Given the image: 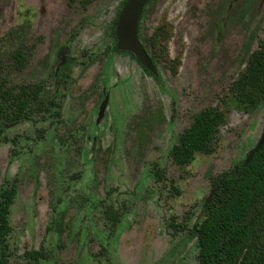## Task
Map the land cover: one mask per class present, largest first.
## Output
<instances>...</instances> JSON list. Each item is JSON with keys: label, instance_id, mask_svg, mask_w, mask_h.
I'll return each mask as SVG.
<instances>
[{"label": "rangeland", "instance_id": "1", "mask_svg": "<svg viewBox=\"0 0 264 264\" xmlns=\"http://www.w3.org/2000/svg\"><path fill=\"white\" fill-rule=\"evenodd\" d=\"M123 1L0 0L2 77L15 90L43 88L42 108L1 136L0 187L18 182L11 264H28L25 252L41 247L42 264H199L190 231L205 218L211 181L262 135L264 105L238 103L230 87L264 40L263 0H153L140 40L161 83L113 52ZM163 24L169 61L150 43ZM54 96L60 116L47 110ZM207 108L226 116L216 151L177 166L174 147ZM109 211L121 214L116 228ZM173 220L187 229L176 232Z\"/></svg>", "mask_w": 264, "mask_h": 264}, {"label": "trees", "instance_id": "2", "mask_svg": "<svg viewBox=\"0 0 264 264\" xmlns=\"http://www.w3.org/2000/svg\"><path fill=\"white\" fill-rule=\"evenodd\" d=\"M125 2L126 0L121 3V9ZM152 2L153 0L149 4ZM119 13L111 30L114 53H121L117 50L115 34ZM168 40L165 24L159 26L150 38L153 47L161 48L163 61H169ZM147 52L149 53L148 50ZM149 55L158 67L157 59L150 53ZM13 58L20 68L27 62L21 49L14 51ZM173 62L176 66L180 63L179 60ZM143 69L155 81L162 82L161 74L156 77ZM42 91L40 85L20 86L17 90L8 87L6 79L2 77L0 62V143L3 141L2 133L8 125L29 121L42 108ZM230 95L238 103L248 107L263 104L264 40L259 42L258 48L248 57L245 69L230 87ZM59 100L54 96L47 102L50 106L48 111L58 109L57 116L61 115L62 105ZM225 123L226 116L218 108H207L199 113L174 147V163L184 166L190 164L198 153L213 154L216 151L219 129ZM245 162L246 159L239 161L230 172L211 181L213 189L218 190L212 202L208 205L205 203L203 207L204 220L197 222L190 231V235L198 241L199 264H264V146L249 164L245 165ZM17 195V179L6 181L0 187V264H11L10 213ZM107 216L113 228L121 222V214L117 211H109ZM171 226L176 232L185 231L188 227L175 224L174 220ZM24 257L28 264H42L48 259V250L41 247L39 250L27 251Z\"/></svg>", "mask_w": 264, "mask_h": 264}, {"label": "water", "instance_id": "3", "mask_svg": "<svg viewBox=\"0 0 264 264\" xmlns=\"http://www.w3.org/2000/svg\"><path fill=\"white\" fill-rule=\"evenodd\" d=\"M150 2L151 0H126L119 14L115 33L117 37V49L121 52H129L133 54L146 70L158 77L159 69L151 60V57L149 56L139 37V26L142 15ZM66 53L67 52L63 54L61 65L65 63ZM263 146L264 127L260 139L247 155L245 165L252 161L253 157L262 149ZM217 190L218 189H215L211 192L206 201V205L211 203Z\"/></svg>", "mask_w": 264, "mask_h": 264}, {"label": "flooded vegetation", "instance_id": "4", "mask_svg": "<svg viewBox=\"0 0 264 264\" xmlns=\"http://www.w3.org/2000/svg\"><path fill=\"white\" fill-rule=\"evenodd\" d=\"M264 5V0L262 1V6ZM122 10V9H121ZM121 12V11H120ZM120 14V13H119ZM140 27V26H139ZM116 34V33H115ZM140 37V36H139ZM143 44V43H142ZM144 46V45H143ZM145 47V46H144ZM146 49V48H145ZM118 50V49H117ZM119 51V50H118ZM147 51V50H146ZM121 52V51H120ZM65 53V52H64ZM121 53H128V54H130L131 56H133L135 59H136V57L133 55V54H131V53H129V52H121ZM149 54V53H148ZM150 56V55H149ZM137 60V59H136ZM152 60V59H151ZM138 61V60H137ZM139 62V61H138ZM61 63H62V61H61ZM140 64V63H139ZM64 65V64H63ZM63 65H61L60 64V66H63ZM141 65V64H140ZM142 66V65H141ZM157 67V66H156ZM142 68H144L143 66H142ZM158 68V67H157ZM159 69V68H158ZM148 71V70H147ZM159 75H160V72H159ZM13 125H15V124H13ZM249 154V153H248ZM247 158V157H246ZM213 190H215V189H213ZM212 190V191H213ZM207 201V200H206ZM212 202V201H211Z\"/></svg>", "mask_w": 264, "mask_h": 264}]
</instances>
